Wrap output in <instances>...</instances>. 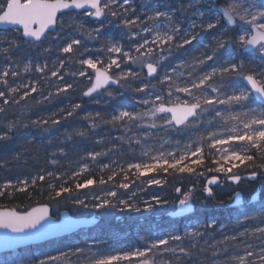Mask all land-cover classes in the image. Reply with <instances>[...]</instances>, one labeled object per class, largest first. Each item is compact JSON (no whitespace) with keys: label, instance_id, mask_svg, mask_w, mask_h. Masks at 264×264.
Listing matches in <instances>:
<instances>
[{"label":"snow or ice","instance_id":"6c2138e0","mask_svg":"<svg viewBox=\"0 0 264 264\" xmlns=\"http://www.w3.org/2000/svg\"><path fill=\"white\" fill-rule=\"evenodd\" d=\"M139 9L133 6V0H0V25L8 26L0 30V61L19 65L21 61L15 59L13 53L20 50L22 45L40 48L45 53L55 46L59 53L71 58L83 46L82 40L73 36L72 32H85L89 39H97L98 35H102V17L110 15L119 19L120 26L126 31H120L119 40L107 39L97 50L98 53L103 52L107 59L100 55L80 58L78 63L83 70L72 73L73 76L87 78L90 86L82 93L85 97L99 94L101 90L113 97L111 85H117L118 88L126 87L134 93L143 94L135 100V104L148 106L141 111H129L122 107L110 119H105L100 112L95 116L84 117L89 121L88 130H95L101 123L122 128L123 134L114 139L126 143L129 152L134 153L137 146L141 150L140 159L129 162L127 168L119 169L123 181L117 187L128 189L130 174L142 177L157 171L167 174L169 170L193 173L195 168L192 165L203 164L206 148L215 165L208 171L223 176V181L220 176L207 180L204 185L206 198L214 197L211 185L223 182L238 185L243 179H259L257 171H249L247 177H243L237 170L244 165L245 168L264 171V0H153L152 3L142 0ZM80 15L93 18L99 22L100 27L88 30L78 19ZM93 32L98 35L94 36ZM125 37L130 44L127 50L122 43ZM222 50L226 58L221 57ZM181 51L189 54L190 59H181L179 63L172 64L175 54ZM193 52L199 54L191 55ZM209 62L212 63L209 65ZM58 63L59 67L51 71V76L63 81L59 73L65 60L61 58ZM122 63L139 66L140 70L129 67L125 71L121 67ZM205 65H208L207 70H204ZM33 67L41 74L48 69L47 63L33 65L29 61L23 64V71L29 72ZM114 69H119V73ZM183 69L188 70L186 74ZM18 75L15 68L7 66L0 71V84L7 89V92L0 90L3 105L18 104L19 101L12 94L19 93L21 89L25 90L20 96L21 100L38 91L35 83L11 86L8 77L15 78ZM181 77L185 78L183 83H177ZM233 79L245 83L242 87L234 86ZM135 81H139V85L133 86L131 82ZM72 87V84L65 83L63 87L57 88V94L67 92ZM178 94H183L184 98ZM252 101L259 102V110L250 106ZM96 102L99 103V100ZM80 107V104L73 105L67 116L71 117ZM5 111L6 108L0 107V112ZM41 123L46 124L48 121H32L33 125ZM51 123L59 125L61 121L54 119ZM213 126L215 130H210ZM6 127L10 131L14 124L9 122ZM133 129H143L142 135H127ZM88 130H76L75 135L86 138L89 136ZM160 131L186 136L188 141L180 151H164L163 143L154 149L148 145V140ZM10 139L8 132L0 135V141ZM66 139L71 140L72 134H68ZM103 143V138L96 140V144ZM176 143L179 145L180 140ZM116 147L113 144L112 148L105 151H88L87 156L96 161ZM59 152L64 154V149L60 148ZM51 155L55 157L56 153ZM257 160L260 162L257 163ZM49 162L53 165L58 163L55 158ZM109 168V164H104L101 171ZM88 171L89 166L81 164L79 171L71 172V178L77 181L74 188L68 186V181L63 180L62 175L52 171L33 177L31 186H36L38 181L48 182L51 189L49 200H55L63 194L71 197L74 190L79 192L97 183L90 174L81 181L80 178ZM117 175L116 171H112L108 180L101 177L99 184L114 181ZM47 178L63 182L54 186ZM147 183L159 185L161 181L149 179ZM29 187L27 180H20L17 185L7 183L0 188V196L12 195L6 191L8 188L26 194ZM176 191L180 192L181 189L177 188ZM190 192L178 201L175 215L193 211L189 204ZM106 196L116 198L118 193L110 190ZM240 198L241 194L237 192L234 199L238 201ZM96 199L99 201L93 205L96 209L117 206L107 198ZM153 199L158 205L164 203L159 196L154 195ZM73 202L88 207L78 196ZM118 203L127 210L139 211L127 200L119 199ZM151 209L152 205L145 202L144 210ZM260 214L264 215V205H261ZM243 215L248 218L247 213ZM50 219L47 205L23 212L4 210L0 211V229L12 233L28 232L38 238L42 235L38 226ZM216 223V219H211L204 227L212 228ZM199 227L198 224L189 225L183 236L176 231H168L154 237H141L145 241L143 248L132 246L127 250L112 247L101 249L100 242L93 240L91 245L81 246L79 242L65 245L64 248L56 249L57 254L19 257L12 262L0 260V264H157L155 257L160 258L161 264H171L163 259L164 252L178 251L181 255H190L188 249L179 244L170 247L171 242L182 241L185 237L195 239L203 236ZM249 234L248 229H245L239 236ZM252 234H259L258 238L262 241L260 251L245 250L243 255L230 256V264H264V227L254 228ZM15 239L5 234L4 242L11 244ZM229 239L236 240L237 237L225 236L219 243H226ZM176 259L178 261L180 256H176Z\"/></svg>","mask_w":264,"mask_h":264},{"label":"trees","instance_id":"16d2710c","mask_svg":"<svg viewBox=\"0 0 264 264\" xmlns=\"http://www.w3.org/2000/svg\"><path fill=\"white\" fill-rule=\"evenodd\" d=\"M111 19L113 24L120 26L119 19L113 17ZM103 34H108V31H104ZM93 35H95L94 32ZM102 36L99 35L97 39H89L87 35L83 36L86 44H83L82 47H87L89 51L84 52L83 48L80 47L79 52L71 58L60 54L55 59L52 56L55 55V50L45 53L40 48H31L27 45H22L20 50L13 53V57L21 61L17 65L18 77L12 78L13 81L8 78L9 84L13 87H18L26 82L22 78L23 68L21 64L30 57L35 59L36 55H38L39 60L42 62L41 65L47 63L48 69L43 74L37 73L33 69L29 74L24 75L26 78H29L30 84L35 83L38 88V91L32 93L31 96L21 100L20 96L25 91L21 89L19 93L12 94V97L19 101L18 104L10 103L9 105H3L0 100V107L6 108L5 112H0L2 120L0 123V134L3 135L5 132H8L11 136L10 140L0 141V188L7 183L17 185L20 180H27L30 186L26 194L15 192L13 188H8L6 191L13 194L0 196V208H13L17 211H25L31 207L46 204L51 207L52 216L54 217L56 210H59V212L68 211L73 216H91L96 213L102 217V221L97 226L86 230H79L70 238L49 242L42 246L29 247L15 252V254L17 253L19 257H39L41 254L36 253L35 255L34 252L40 248H47L48 251L46 253L57 254L56 249L64 248L70 241H80L85 237L99 241L101 249L107 248L110 245L117 246L118 244H136L137 246L144 247L145 243L141 242V237H147L152 229L169 228L172 231H176L177 234H181L187 224L200 223L205 225L211 219H216L217 223L212 228L204 227L203 236L196 237L195 239L185 237L180 242H171L170 247H176L179 244L181 247L188 249L190 255H181L178 251L176 253L164 252L163 259L170 261L171 264H230L228 257L236 254L243 255L245 250L258 253L262 246V241L258 238L259 234H252V230L256 227H264V222H262L264 221V215L260 214L261 205H264V183H262L259 195L260 200L257 203L243 207L231 206L230 203L233 200L234 194L238 191L243 194L244 200H247L256 191L259 182L264 179V171H261L259 168H245L244 165H241L237 170L240 175L244 176L249 171H257L260 174L259 179L255 181L243 179L238 185H234L231 182H223L212 188L214 197L206 198L203 192L205 181L215 176V172L208 171L209 168H213L214 166L212 165L213 158L207 154L208 150L206 148V157L203 164L198 165L193 173H180L178 170H169L167 174L157 171L147 173L142 177L137 174H130L127 181L129 188L122 189L117 187L123 181V174L119 172V169L127 168L129 162H136L140 159L141 150L137 146L134 153L129 152L126 143L114 139L123 134L122 128L101 123L95 130H88L89 121L85 120L84 117L88 115L95 116L97 112H100L105 119H110L122 107H126V110L129 111L133 109L141 111L148 106L135 104V100L143 94L134 93L126 87L118 88V86L112 89L114 91L113 97L106 96L99 103L87 105L89 102L88 97H84L82 93L90 86L89 82L86 77L73 76L72 73H78L80 70H83L82 66L78 63L80 58L85 57L81 56V54L91 57L98 54L95 50L106 41V38ZM114 36L117 39V34ZM122 42L126 49L130 47L125 40ZM233 51H235L234 47ZM102 53L99 52V54L103 55ZM198 54V52L191 53V55ZM221 57L226 58L223 50ZM61 58L65 60V65L60 69L59 74L63 75L64 79L63 81H58L57 77L51 76V71L59 67L58 61ZM181 59H190V55L183 51L177 52L171 62L172 64H176ZM211 63L209 62V65ZM121 67L127 71L132 66L122 64ZM207 68L208 65H205L204 70H207ZM135 70L139 71L140 69ZM114 71L117 74L119 73V69H114ZM182 71L186 74L188 70L183 69ZM184 79V77H181L177 80V83H183ZM65 83H70L73 87L67 92L57 94V88L63 87ZM131 83L133 86L139 85V81ZM232 83L234 86L239 87L244 85L243 81L235 79H233ZM0 90L7 92L4 85ZM227 91H231V89ZM49 93H52V95H49ZM180 95L184 98L183 94ZM44 97H48V99H44ZM26 101L28 102L27 107L24 108L22 102ZM75 104H80L81 107L71 117H68L67 112L71 111L72 106ZM258 104L257 101H252L250 106L259 110ZM17 113L21 115L19 116ZM14 118L17 121H10L14 124V128L9 131L6 126L8 121ZM54 119L60 120L61 123L53 125L51 121ZM44 120H47L48 123L32 124V121ZM76 130H88L89 136L86 138L77 136L75 135ZM210 130H215V126ZM155 131L153 130V132ZM142 132L143 129H133L127 135H142ZM68 134H72L71 140L66 139ZM196 135L198 136V133ZM101 138H103L104 143L102 145L96 144V140ZM165 140L170 142L164 143ZM177 140H180L179 145L176 143ZM187 141L188 137L186 136H178L175 133L166 134L160 131L148 140V145L155 149L159 148L163 143V150L169 151L184 148ZM113 144H116L117 147L107 155L98 157L96 161L88 158V151H105L108 148H112ZM60 148L64 149V154L59 152ZM53 152L56 153L55 157L51 155ZM53 158L58 161L55 165L49 162ZM259 162L257 160V163ZM81 164L89 166V171L80 178L81 181L90 174L97 183L88 188L81 189L79 192L74 190L71 197L68 194H63L55 200H49L48 193L51 189L48 187V182L38 181L36 186H31L33 177L52 171L56 175H62L63 180L68 181V186L74 188V184L77 181L75 178H71V172L79 171ZM104 164H109L110 168L102 172L101 167ZM112 171L118 173L114 181L107 182L104 185L99 184L100 178L103 177L107 181L108 175ZM149 179H158L161 183L159 185L148 186L147 181ZM220 179L223 181V177L220 176ZM63 180L47 178V181H50L54 186H58ZM177 188H180L182 193L188 192L190 188L193 189L192 202L194 210L192 213L181 218H169L165 214L176 206L179 199L176 191ZM110 190L118 193L116 198H109L117 206L115 208L109 207L104 209L94 208L93 205L98 202L96 198L106 196V193ZM154 195L159 196L164 203L156 204V201L153 199ZM77 196L88 204L87 208L73 202ZM145 198H150L153 201L151 211L144 210L143 199ZM119 199L127 200L139 211L125 209L124 206L119 205ZM243 213H247L248 218H245ZM118 215L124 218L123 221H115ZM158 215L160 218L156 217ZM106 219L109 220L106 221ZM245 229H248L250 234L240 237L239 233L244 232ZM225 236H236L237 239H229L226 243H219L224 240ZM80 244L83 246L85 243L80 242ZM193 244L195 245L194 248L191 247ZM248 245H251V248H248ZM13 254L11 253L2 257ZM176 256H180L178 261ZM155 259L157 260V264H161L159 257H155Z\"/></svg>","mask_w":264,"mask_h":264},{"label":"water","instance_id":"95a60500","mask_svg":"<svg viewBox=\"0 0 264 264\" xmlns=\"http://www.w3.org/2000/svg\"><path fill=\"white\" fill-rule=\"evenodd\" d=\"M74 11L82 12L83 10H74ZM6 27L8 26L0 25V30H3ZM116 86L117 85H111V88H114ZM247 175L248 174L244 175L243 177H247ZM207 180L205 184L207 183ZM244 180H248V179H244ZM262 182L264 183V179L262 180ZM216 185H211L210 187H214ZM234 185H237V184H234ZM260 189H261V184L258 185L256 191L250 196L248 201H244L243 194L240 191H238V193L241 194L240 200L237 201L233 197V200L230 203V205L242 207L244 205H252V204L257 203L260 200V196H259ZM189 204L191 205L192 209H194V205L190 201H189ZM42 205H46V204H42ZM38 206L40 205H37L34 207H38ZM47 206L49 208V216L51 217V219L46 222H42V225L38 226L39 231L42 233V235H40L38 238L31 236L28 232L12 233L7 230L0 229V256L5 255V254H10L13 252H17L19 250L26 249L29 247L41 246L49 242H53V241L65 238L67 236L74 234L78 230L93 228L101 220V216L99 214H93L91 216H73L68 211H61L58 217L54 218L52 217L51 207L49 205ZM34 207H31V208H34ZM177 207H178V202H177L176 208L172 211H169L166 215L169 216L170 218H177V217L190 213V212H185L183 213V215H180V216L175 215V212L177 211ZM31 208L28 210H31ZM4 210L17 211L16 209H13V208H0V211H4ZM20 212H23V211H20ZM156 217L159 218L160 216H156ZM118 220H120V217ZM5 234L8 237L16 238L15 241L12 242L11 244H5L4 242Z\"/></svg>","mask_w":264,"mask_h":264},{"label":"rangeland","instance_id":"374dc122","mask_svg":"<svg viewBox=\"0 0 264 264\" xmlns=\"http://www.w3.org/2000/svg\"><path fill=\"white\" fill-rule=\"evenodd\" d=\"M153 2V0H149V3H152ZM142 4V0H133V6L134 7H136L137 8V10L139 11L140 9H139V6ZM112 16H108L107 18H103V28L101 29V33H102V35H100V36H102V37H105L106 38V40L107 39H109V38H111V39H114V40H119V33H120V31H126V30H124V29H122V27H120V26H118V25H115V24H113V21H112ZM78 19L81 21V22H83L84 24H85V28H87L88 30H91V29H94V28H98V27H100V24H99V22H97V21H93V23H91V21H92V19H90V17H88V16H84V15H80L79 17H78ZM120 27V28H119ZM104 31H108V34H103L104 33ZM133 31H135V29H133ZM94 36H97L98 34L97 33H95L94 32ZM115 34H117V39H115ZM72 35L73 36H75L76 38H78V39H81L82 40V44H86L85 43V39H84V37L83 36H85V35H87L85 32H79V31H77V32H72ZM99 36V35H98ZM124 40L129 44V41H128V39H127V37H125L124 38ZM123 43V42H122ZM124 44V43H123ZM130 45V44H129ZM81 48H83V50H84V52H88L89 51V49L86 47H81ZM101 48V46L98 48V49H100ZM85 49H87V51L85 50ZM97 49V50H98ZM51 50H55V55H52L55 59H57L59 56H60V54L61 53H59L58 52V50L56 49V47L55 46H53L52 48H51ZM97 50H95L96 51V53H98V51ZM127 50V49H126ZM103 55H101V54H97V55H100L102 58H104L105 60L107 59V57L105 56V54L104 53H102ZM49 56V55H48ZM81 56H85L84 58H89V57H91V56H87V55H81ZM96 56V55H95ZM31 62L33 65H35V64H37V63H39V64H42V62H41V60H39V57H38V55H36V57H35V59H33V57H30L28 60H25L24 62H22V64H21V66H22V68H23V64L24 63H26V62ZM123 64V63H122ZM121 64V65H122ZM10 67V68H15L16 70H17V65H15V64H5L3 61H0V71H2L3 70V68L4 67ZM20 66V67H21ZM132 67H134L135 69H139V66H132ZM34 69V67L32 68V70ZM31 70V71H32ZM35 70V69H34ZM31 71H29V72H24V71H22V78L23 79H25V84H30L29 83V78H26L24 75H26V74H29ZM89 72L91 71L90 69L88 70ZM63 76V75H62ZM9 79H11L12 81H13V77H11V76H9L8 77ZM58 81H61L60 79H58ZM58 85H61V84H58ZM3 85L2 84H0V88L2 87ZM178 95H180V94H178ZM106 96H108L106 93H104L103 91H101L99 94H93V96L92 97H89L88 98V100H89V102L87 103V105H91V104H94V103H96V100H99V102L100 101H102ZM0 100L2 101V103H3V98H0ZM23 104H24V108H26L27 107V101L26 102H22ZM19 116L21 115L20 113H17ZM4 116V115H3ZM1 117H0V123H1ZM10 121H12V122H15V121H17L15 118L14 119H10L9 121H8V123L10 122ZM11 122V123H12ZM221 131H223V129H220ZM0 135H2V134H0ZM183 149V148H182ZM182 149H176V150H174V149H172V150H169V151H180V150H182ZM212 157V156H211ZM213 158V157H212ZM214 167H215V165L214 164H212ZM197 166L198 165H192V167H194V168H197ZM215 176H221L220 174H218V173H215ZM221 177H223V176H221ZM158 180V179H157ZM148 186H153V185H155V184H153V185H149V184H147ZM189 192V191H188ZM188 192H186V193H188ZM190 195H191V199L190 200H192V196H193V193L192 192H190ZM105 198H107V199H109L110 197H107V196H104V197H101L100 198V200H103V199H105ZM179 198L180 199H182L183 198V196H179ZM99 202V201H98ZM145 202H147V203H149V204H151V205H153V201H152V199H150V198H145V199H143V204H144V207H145ZM55 211V210H54ZM59 214V210H56L55 211V216H57ZM119 217H120V220H118L119 219ZM123 217L122 216H120V215H118L116 218H115V221H123ZM107 220H109V219H106V221ZM111 220V219H110ZM200 225V227H199V231H201V232H203V230H204V224H200V223H189V224H187V226H186V228L189 226V225ZM185 230V229H184ZM189 230H191V229H189ZM168 231H172L171 229H152L151 230V233H148V235H147V237H154V236H156V235H161L162 233H164V232H168ZM179 235H181V236H183L184 235V231H183V233H181V234H179ZM82 236H84V235H82ZM187 238H189V237H187ZM189 239H192V238H189ZM94 239H92V238H84V239H82V240H73V241H70L69 242V244H76L77 242H84L85 244H88V245H91L92 244V241H93ZM142 243H145V241L144 240H142L141 241ZM180 242V241H179ZM132 246H137L136 244H132V245H129V244H118L117 246H109V247H112V248H116V249H124V250H127V249H129L130 247H132ZM138 247H140V248H143V247H141V246H138ZM65 250H67V249H65ZM48 250H47V248L46 249H42V248H40V249H37L34 253H35V255H36V253H38V254H42V253H46ZM19 258V255L16 253H14L13 255H9V256H7V257H0V260H6V261H9V262H12V261H14V260H16V259H18Z\"/></svg>","mask_w":264,"mask_h":264},{"label":"flooded vegetation","instance_id":"af4514ba","mask_svg":"<svg viewBox=\"0 0 264 264\" xmlns=\"http://www.w3.org/2000/svg\"><path fill=\"white\" fill-rule=\"evenodd\" d=\"M90 19H92V18H90ZM102 20H103V17H102ZM92 21H94V19H92ZM190 190H191V192H193V191H192V190H193L192 188H190ZM177 195H178V196H183V197H184L185 193H182V192L180 191V192H177ZM179 199H180V198H179ZM179 199H178V200H179ZM178 200H177V201H178ZM189 201L192 202V200H189ZM192 203H193V202H192ZM184 216H186V215H184ZM184 216H182V217H184Z\"/></svg>","mask_w":264,"mask_h":264}]
</instances>
